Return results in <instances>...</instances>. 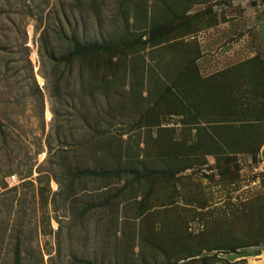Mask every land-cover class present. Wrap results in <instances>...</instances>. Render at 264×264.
Masks as SVG:
<instances>
[{
	"label": "rangeland",
	"instance_id": "1",
	"mask_svg": "<svg viewBox=\"0 0 264 264\" xmlns=\"http://www.w3.org/2000/svg\"><path fill=\"white\" fill-rule=\"evenodd\" d=\"M253 58L264 72V0H0V264L17 245L23 264L257 260Z\"/></svg>",
	"mask_w": 264,
	"mask_h": 264
},
{
	"label": "trees",
	"instance_id": "2",
	"mask_svg": "<svg viewBox=\"0 0 264 264\" xmlns=\"http://www.w3.org/2000/svg\"><path fill=\"white\" fill-rule=\"evenodd\" d=\"M162 28H156L154 30L155 35L162 34ZM168 33V32H167ZM110 51L109 45H99V44H75L73 51L70 53L71 59H82L86 58L93 54H98L100 52ZM260 64H262L259 60V58H253L244 64H241V67L252 68L250 70V83L252 86V94H253V102L254 106L258 107L257 111L254 110V106L252 103V108L250 111L257 112L255 114H252L250 118L255 122L264 121V82L262 81V75L264 72L258 70V68L262 69L263 67H260ZM91 73L93 72V68H90ZM260 72V73H259ZM93 76V74H92ZM235 93V92H234ZM236 94V93H235ZM227 111L226 108H223V110ZM259 112H262V116L260 117ZM0 134H4L3 125L0 122ZM70 173L69 176L72 178V180L75 181H81L84 179H94V180H114V179H120L123 177V175L128 174L129 172L127 170H124L122 168H116V169H81L79 167H72L69 168ZM157 174V172H144L142 174H135L137 178L139 179H149L153 177V175ZM45 188L42 186L39 189V195L40 198H47ZM13 264H23L22 260V254H21V248L19 245L15 247L14 250V263Z\"/></svg>",
	"mask_w": 264,
	"mask_h": 264
},
{
	"label": "crops",
	"instance_id": "3",
	"mask_svg": "<svg viewBox=\"0 0 264 264\" xmlns=\"http://www.w3.org/2000/svg\"><path fill=\"white\" fill-rule=\"evenodd\" d=\"M257 260H253L250 264H264V250L261 251L258 255L255 256Z\"/></svg>",
	"mask_w": 264,
	"mask_h": 264
},
{
	"label": "built area",
	"instance_id": "4",
	"mask_svg": "<svg viewBox=\"0 0 264 264\" xmlns=\"http://www.w3.org/2000/svg\"><path fill=\"white\" fill-rule=\"evenodd\" d=\"M11 183H14V181H15V178L13 177V178H11Z\"/></svg>",
	"mask_w": 264,
	"mask_h": 264
}]
</instances>
